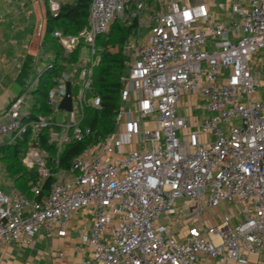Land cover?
<instances>
[{
    "label": "built area",
    "instance_id": "1",
    "mask_svg": "<svg viewBox=\"0 0 264 264\" xmlns=\"http://www.w3.org/2000/svg\"><path fill=\"white\" fill-rule=\"evenodd\" d=\"M155 1L159 8L146 23L145 41L125 46L131 62L121 76L125 106L117 111L115 129L97 151L90 144L56 172L46 152L28 148L23 161L37 165L41 179L56 178L46 193L34 186L33 199L15 186L0 188V248L32 243L41 230L65 236L71 216L85 207L93 221L80 240L91 256L81 264H264V67H253L263 65L253 57L264 47V0H226L224 20L212 13L215 0ZM48 2L53 12L63 5ZM130 3L92 0L88 25L76 34L54 31L67 52L82 45L76 68L57 80L49 96L60 109L71 81L69 119L57 123L40 115L27 121L28 107L21 112L46 63L0 114V145L14 142L29 126L59 125L50 132L58 149L90 132L82 124L85 109L102 105L92 86L101 59L97 37ZM134 15L141 26L142 12ZM183 94L203 99L210 112L198 129L192 116L178 113ZM179 129L185 131L181 136ZM225 201L243 204L245 217L238 213L235 222L234 214H223ZM187 217L191 222L177 236L176 226Z\"/></svg>",
    "mask_w": 264,
    "mask_h": 264
},
{
    "label": "trees",
    "instance_id": "2",
    "mask_svg": "<svg viewBox=\"0 0 264 264\" xmlns=\"http://www.w3.org/2000/svg\"><path fill=\"white\" fill-rule=\"evenodd\" d=\"M142 0H131L128 9L135 8ZM149 9H158L155 0H143ZM92 0H73L61 6L57 12L51 11L48 0L46 3V28L43 36V45L48 44L53 57L47 61L45 68L33 83L30 98L29 113L24 119L31 121L44 115L50 120L54 106L49 102L51 89L57 85V80L66 73H71L80 59L82 45H78L73 51L67 52L54 35L56 29L67 34H76L84 26L90 23V6ZM150 11V10H149ZM140 24L137 15L131 20L123 22L114 21L109 30L97 37V46L101 59L94 67L93 92L99 94L102 105L99 108L87 107L84 112L82 124L88 127L90 132L81 139H71L64 142L58 149V141H50V132L60 129L57 124H49L46 127L34 130L29 126L28 130L18 136L12 143H4L0 146V160L4 163L5 171L13 179V184L25 196L30 199L36 197L33 187L41 186L46 193L55 180V175L41 179L37 165H28L23 161V155L30 146H35L46 152L47 164L53 172L60 168H68L73 159L80 155L90 144L99 143L116 126V114L121 105L120 90L123 87L121 75L126 68L127 58L122 52L124 43L139 29ZM118 45L117 50L111 47Z\"/></svg>",
    "mask_w": 264,
    "mask_h": 264
},
{
    "label": "crops",
    "instance_id": "3",
    "mask_svg": "<svg viewBox=\"0 0 264 264\" xmlns=\"http://www.w3.org/2000/svg\"><path fill=\"white\" fill-rule=\"evenodd\" d=\"M62 1L65 4L73 0ZM45 28V0H0V114L46 65L40 56ZM83 211L92 215L90 221L79 219L76 223L73 214L65 236L41 230L32 243L1 247L0 264H81L91 251L81 242L80 233L89 230L93 221L89 208ZM180 227L174 230L177 236L185 233L187 224ZM255 262L252 259L251 264Z\"/></svg>",
    "mask_w": 264,
    "mask_h": 264
},
{
    "label": "rangeland",
    "instance_id": "4",
    "mask_svg": "<svg viewBox=\"0 0 264 264\" xmlns=\"http://www.w3.org/2000/svg\"><path fill=\"white\" fill-rule=\"evenodd\" d=\"M221 5H226V0H215V6L212 7V13L214 15V17L216 18V15H218L219 18H217V20H224L225 14H227L228 8L222 7ZM130 6V5H129ZM128 6V7H129ZM150 10V11H149ZM142 12V25L139 27L138 31L131 36L122 46V52L125 55V57L127 58L126 61V68L123 72V74H126L129 68V63L131 62V58H129L126 53H125V46L129 41H135V43H139V42H143L145 41V38L147 37V34L150 31V27L146 25V23L150 20V18L153 16V14L157 13L156 9H149L148 4L146 1H144V3L137 4L135 8H130L128 9V11H126L122 17L120 19H117L115 21H126V20H131L135 15L134 13L136 12ZM138 16V15H137ZM48 44V42H47ZM42 45L41 46V52H40V56H41V61L42 62H46L49 61L52 57H53V53L52 50L50 49L49 45ZM112 50H117L118 49V45H114L111 47ZM89 54L88 52V48L85 46L82 49V55L83 56H87ZM254 61H263V65L262 66H257L256 63H253V67L255 69V71H262L263 67H264V47H260L254 54L253 57ZM122 74V75H123ZM121 75V76H122ZM36 78V77H35ZM123 83V82H122ZM57 90V87L54 86L51 91H55ZM264 95V85L259 89V96H263ZM132 99H134L133 94H132ZM31 98H30V94L27 95V98L22 106V110L21 112L23 113L25 111V108H29L31 105ZM203 102L204 100L201 98H195L194 96H189L186 94H183L181 99L178 102V113L184 116H192L193 118V128L194 129H198V124L201 123L203 121V119L207 116L210 115V112L207 111L205 108H203ZM122 107L125 106L124 102H120ZM130 105H128L129 107ZM52 117L54 118V120L57 123L63 122L64 120H68L69 119V112L63 109H56V107L54 106L53 108V113H52ZM197 117V120L195 119ZM184 130L183 129H179L178 130V135L181 136L182 134H184ZM100 147V143L96 144L95 146V151H97ZM14 184H13V179L12 177L9 176L8 173H6L5 171V167H4V163L0 160V187L4 188L7 191H10L13 188ZM184 198H181L177 201V204L180 205L184 202ZM85 207H82L80 209H78L77 212L74 213L73 218L74 221L77 223L79 219H83L84 223H88L90 221L91 218V214H86L83 209ZM220 209L223 211V214L225 213L224 211L227 210L228 212H230L231 214H234L233 220L235 222H237L239 220V218L237 217L238 213H241L240 218H244V214L242 212L243 209V204H240V206H236L234 203L231 202H227L225 201L222 206L220 207ZM189 209L185 210V212H188ZM212 213L211 209L208 210V214ZM177 212L175 214H171V219H175L177 217ZM162 221H165V219L162 217L161 218ZM191 218L187 217L184 219L183 223L188 224L189 222H191ZM210 221H215V219L212 217L210 219ZM180 227V225H177L176 228L178 229ZM214 263L217 264L216 261H212ZM212 264V263H210Z\"/></svg>",
    "mask_w": 264,
    "mask_h": 264
},
{
    "label": "water",
    "instance_id": "5",
    "mask_svg": "<svg viewBox=\"0 0 264 264\" xmlns=\"http://www.w3.org/2000/svg\"><path fill=\"white\" fill-rule=\"evenodd\" d=\"M59 108L66 111L72 110L71 81L66 82V94L60 101Z\"/></svg>",
    "mask_w": 264,
    "mask_h": 264
}]
</instances>
